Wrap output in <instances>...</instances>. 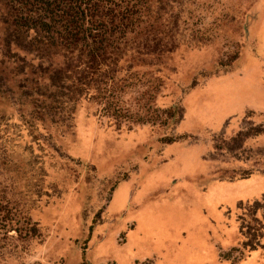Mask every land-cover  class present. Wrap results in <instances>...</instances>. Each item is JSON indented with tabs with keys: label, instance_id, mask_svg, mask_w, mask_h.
Listing matches in <instances>:
<instances>
[{
	"label": "rangeland",
	"instance_id": "obj_1",
	"mask_svg": "<svg viewBox=\"0 0 264 264\" xmlns=\"http://www.w3.org/2000/svg\"><path fill=\"white\" fill-rule=\"evenodd\" d=\"M145 1L149 65L68 116L18 95L27 60L0 57L22 104L0 100V264H264L239 232L264 195V174L240 176L264 161V135L242 139L264 125V0Z\"/></svg>",
	"mask_w": 264,
	"mask_h": 264
},
{
	"label": "trees",
	"instance_id": "obj_2",
	"mask_svg": "<svg viewBox=\"0 0 264 264\" xmlns=\"http://www.w3.org/2000/svg\"><path fill=\"white\" fill-rule=\"evenodd\" d=\"M146 8L145 0H0V57L4 58L6 51L21 53L27 60L28 71L21 72L19 77H33V81L28 80L19 87L14 83L11 87L16 88L18 95L21 94L18 89H22L24 95L34 101L32 107L36 106L42 114L57 104L63 105L68 116L80 97L91 103L86 94H99L101 81L111 84L117 68L149 65L140 58L147 52L138 47L146 44L144 34L138 29ZM129 42L135 44L132 49ZM34 62L39 68L44 65L46 72L30 71ZM3 63L2 59L0 64ZM14 65L19 63L8 64ZM11 97L0 86V100L11 107V102L17 100L18 106H22L19 96L12 101ZM21 122L27 125L26 121ZM249 126L242 139L247 132L264 135L263 124ZM245 152L242 147V153ZM259 155L264 159V153ZM253 170L264 174V161L256 168L242 170L240 176L245 177ZM242 210L239 227L242 247H259L264 257V243L259 240L264 195L246 203Z\"/></svg>",
	"mask_w": 264,
	"mask_h": 264
}]
</instances>
